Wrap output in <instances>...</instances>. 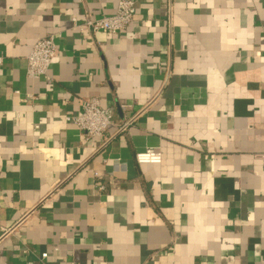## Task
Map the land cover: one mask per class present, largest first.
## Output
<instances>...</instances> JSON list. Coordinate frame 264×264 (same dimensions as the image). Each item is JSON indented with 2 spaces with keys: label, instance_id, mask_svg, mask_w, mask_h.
I'll list each match as a JSON object with an SVG mask.
<instances>
[{
  "label": "crops",
  "instance_id": "crops-1",
  "mask_svg": "<svg viewBox=\"0 0 264 264\" xmlns=\"http://www.w3.org/2000/svg\"><path fill=\"white\" fill-rule=\"evenodd\" d=\"M135 1L112 34L74 19L119 0H0V264H264V0ZM93 99L113 121L85 141Z\"/></svg>",
  "mask_w": 264,
  "mask_h": 264
},
{
  "label": "built area",
  "instance_id": "built-area-1",
  "mask_svg": "<svg viewBox=\"0 0 264 264\" xmlns=\"http://www.w3.org/2000/svg\"><path fill=\"white\" fill-rule=\"evenodd\" d=\"M136 1L135 0H119L117 12L112 16H104L98 19H90L85 25L80 26L77 20L74 19L75 28L82 30H90L94 33L101 31L112 34L125 31L135 20ZM61 35L50 36L45 39L38 40L32 51L27 57V75L29 78L46 77L48 83L51 82L49 76L50 68L53 65L57 54V39ZM4 64V57L0 50V67ZM127 106H124V109ZM68 120L76 126L79 136L82 140L90 141L92 139L105 140L109 128L113 121L112 109L103 108L96 99L85 100L83 103L82 112L73 117H68ZM128 125V124H127ZM125 125L122 129L124 130ZM264 161V155L261 156ZM162 153L153 149H148L145 152L137 153L135 156L136 163L141 165H157L162 163ZM98 189L104 191L105 187L99 185ZM12 229L3 230V235L11 234ZM42 259L48 258V254L41 255ZM70 264H78L72 262Z\"/></svg>",
  "mask_w": 264,
  "mask_h": 264
}]
</instances>
